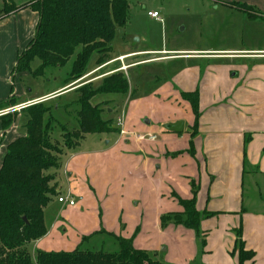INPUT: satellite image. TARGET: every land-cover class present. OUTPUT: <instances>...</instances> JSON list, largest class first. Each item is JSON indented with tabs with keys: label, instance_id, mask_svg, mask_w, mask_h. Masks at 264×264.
I'll use <instances>...</instances> for the list:
<instances>
[{
	"label": "crops",
	"instance_id": "1",
	"mask_svg": "<svg viewBox=\"0 0 264 264\" xmlns=\"http://www.w3.org/2000/svg\"><path fill=\"white\" fill-rule=\"evenodd\" d=\"M25 1L15 4L19 5ZM37 21L38 14L29 9L10 13L0 19V102L11 96V68L15 65L17 54L33 37ZM241 51L243 50L190 48L169 51L176 52L171 54L152 55L150 53L158 51L147 50L143 52L149 53L147 55L150 56L138 59L134 58L140 57L141 55L136 54L141 51H127L110 56L109 60L103 64L94 63L93 67H90V72L77 80L76 85L80 82L97 83L102 77L113 71L125 72L138 62L148 64L173 59L181 61L183 66L170 78L172 85L163 83L158 86L149 96L148 105L164 104L166 109L172 107L169 104L173 102L177 108L188 109V112L184 116L178 114L172 117L170 114L166 119L158 120L161 124L182 120L183 130L180 134L161 127V134L158 137L154 127L151 126V122L154 121L155 113H153L152 118L145 119L143 124L138 125L137 121L133 120L124 121V129L130 133V136L114 134L106 139L105 146L99 150L72 152L68 158L67 167H65L66 172L71 170V173H67V175L70 177L69 181L72 182H69L67 189L64 190L58 181V171L62 165L58 170L50 172L56 173L55 182H57L58 192L61 194L69 192L72 197L74 194H78V201L82 200L77 204V198L73 197L76 203L74 206L68 207L75 208V210L80 209V212L77 210L78 214H76L80 217L92 212L94 216L96 213H100V216L104 218L116 209L114 207L123 211L126 203L127 208L133 207L132 210L141 213V217L144 216L150 229L159 223L160 215L181 211V207L172 194L182 199L191 198L190 181L193 180L197 187L196 208L199 211L214 214L201 222L200 229L202 235L205 236V245H202L198 250L197 259L193 255L189 257L191 259H188L187 264L190 261L194 264H237L236 256H232L230 252L235 239L231 230L238 226L242 228V238L246 248L256 251L254 264H258L259 256L264 264V212L248 217L249 215L241 204V180L247 171L245 167L247 158H250L254 171L258 169L264 172V63L227 65L221 62L228 58H253L264 62V49H252L251 51H255L252 53ZM128 59H132L129 62L136 63L126 64L125 60ZM203 60L207 62L200 63ZM117 62L119 65L115 66L114 64ZM93 74H96L95 78L91 77ZM73 89L63 87L62 84L46 93L27 97L25 100L17 99L16 105L27 103L31 105L47 101V99L53 100L65 92H74ZM18 92L19 90H16V94H19L17 96L25 94L24 91ZM189 92L198 93V109L200 111L197 132L191 138L193 141L192 154L188 153V149L194 116L189 101L182 97V93ZM167 111L171 112V110ZM18 128L16 121L5 132L0 128V165L7 143L24 134L22 131H18ZM146 132L155 134L158 140L139 142L133 136V134ZM66 154L67 151L61 155V162L62 157ZM259 159L261 160L259 161ZM174 178L181 179L182 183L179 184V188L180 185H183L184 196L174 189V185H170L175 180ZM85 179L88 181L87 186L91 185L93 190L91 196L88 195V200L83 197L84 188L86 190V186L83 184ZM141 184L144 187L143 192H146L143 198L138 195L139 189H136ZM98 188H101L99 194ZM124 192L127 193V197L123 196L118 203L117 200L112 201L114 198L118 199V196L121 193L122 196ZM108 198H112L109 204L105 202ZM126 198H131V203L124 201ZM103 200L104 202L100 206L99 202ZM92 205L95 207L93 208ZM88 206H92V210ZM122 214L121 212V216ZM57 222L55 221L51 225L50 231H47L45 236L31 242L29 246L33 245L36 249L38 247L47 248L48 244H51L50 242L53 243L55 240H49L47 235H51L53 231H56V236L59 235L56 226L59 223ZM246 222L253 224L254 228L249 230ZM61 227L63 228L61 235H63L64 250L73 249L79 243L82 235L90 234L100 228L111 232L107 227H103L102 222H99L97 230L94 229L91 232L90 230L87 232L76 231L70 226L67 229L63 224ZM169 229H171L169 226L165 228V230ZM134 246L141 249L146 248L140 245V241ZM33 247H30L31 250H36ZM171 262L183 264L178 263L176 259ZM245 264H250V262Z\"/></svg>",
	"mask_w": 264,
	"mask_h": 264
},
{
	"label": "trees",
	"instance_id": "2",
	"mask_svg": "<svg viewBox=\"0 0 264 264\" xmlns=\"http://www.w3.org/2000/svg\"><path fill=\"white\" fill-rule=\"evenodd\" d=\"M236 5L248 18L259 17L264 23L262 14L255 13L246 4ZM24 9L36 12L38 21L33 37L17 54L13 71L29 70L30 62L38 58L41 63L32 73L40 75L50 66H64L73 56L71 68L63 82L65 87L87 73L93 57L96 56L98 65L109 60L115 28L124 26L128 19L129 0H26L19 5L11 0H3L0 19ZM128 90L129 82L121 70L103 77L95 87L88 82L74 88L79 105L77 127L71 131L61 126L63 146L51 141L50 125L56 120L49 115L50 107L45 102L20 109L28 118L23 126L24 134L7 143L0 165V264H167L153 257L148 250L136 248L133 237H122L102 228L83 235L80 244L71 250L36 249L32 256L27 248V245L47 233L44 209L57 193L56 177L50 172L60 168L63 147L74 149L86 134L118 131L110 119H102V110L98 104L93 105L91 99L99 94H124ZM12 93L13 88L11 96L0 102V110L16 105ZM182 97L189 101L194 116L188 149V153L192 154L191 138L197 132L200 115L198 93H182ZM16 115L14 111L0 116L3 132L15 123ZM190 182L192 197L182 199L172 194L181 211L160 215L159 225L162 229L172 225L198 233L201 222L214 214L196 208L197 187L193 180ZM234 231L230 254L236 256L237 264H254L256 253L246 248L241 226ZM204 237L203 234L202 245H205ZM97 238L101 241L112 238L115 248L82 247V243Z\"/></svg>",
	"mask_w": 264,
	"mask_h": 264
},
{
	"label": "rangeland",
	"instance_id": "3",
	"mask_svg": "<svg viewBox=\"0 0 264 264\" xmlns=\"http://www.w3.org/2000/svg\"><path fill=\"white\" fill-rule=\"evenodd\" d=\"M11 1L18 4L25 0ZM252 1H254L257 5L255 3H251ZM234 3L246 4L251 7L255 13L262 14L264 16V1L262 0H129L128 19L124 26H117L115 28L114 38L110 43V56L127 51H141L136 54L141 56L134 58L138 59L150 56L147 55L149 53L143 52L147 50L158 51L150 53L152 55H163L176 53L169 51L190 48H211L219 50L241 49L243 50L241 52L245 53L255 52L251 51L252 49H264V23L261 19H259V17L257 19L248 18L246 13L241 9H238L236 7L237 5ZM2 8L3 0H0V10ZM149 11H156L157 17L149 16ZM1 14L2 13H0V15ZM23 49L24 48H22V50ZM221 52L229 53L231 51ZM73 58L74 57L72 56L71 59L62 67L50 66L45 68L44 72L40 75H34L32 73L41 63L38 58H34L30 62V69L27 71H13L14 65L11 68V88H13L12 94L15 96V101H17V99L25 100L27 97L46 93L47 91L62 85L71 68ZM95 59L96 56L91 60L87 72H90V67H93L94 63L98 64L95 62ZM131 60L132 59L125 60V63H136L129 62ZM206 62L207 61L205 60L200 61L202 64H205ZM221 62L227 65L264 63L263 61L254 60L253 58H228L222 60ZM114 65H119V62ZM182 66L183 64L181 61H178L177 59L148 64L138 62L136 65L131 66L124 72L130 87L127 93L99 94L91 99V103L93 105L98 104L99 108L102 110V119H110L112 121V125L116 128H118V117L123 116V120L126 122L127 120L137 121L136 123L139 125L143 124L145 119L152 118V114L155 113L153 116L154 121L151 122V126L154 127V131L159 137V134H161L160 129L164 124H161L158 120H164L170 114L172 117L178 114L184 116L186 112H188V109L185 110L177 108L173 105V102L169 104L172 107H167L166 109L164 108V104L149 106V96H151L152 92L163 83L171 84V76ZM95 75L96 74H93L91 77L95 78ZM102 79L103 77L101 80ZM101 80L94 84L91 83L92 86H97L101 83ZM76 82L77 81L72 82L65 87L73 89L78 87L79 84L81 85L84 83L80 82L76 85ZM16 90H19V92L24 91L25 94L17 96L19 94H16ZM132 90L133 93H131ZM68 92L61 94V96L59 95L60 97L57 96V98L53 100L47 99V101H43L46 106L50 107L49 115L52 116L53 120H56L50 125V138L53 144H59V146H63L64 144L61 137V126H65L67 130L71 131L73 128L77 127V111L79 109V105L76 102L77 93ZM167 110H171V112ZM16 114V122L19 126L18 131H22V133H24L23 126L28 119L27 115L23 113L22 110L16 111ZM186 128L187 126L185 129ZM114 134L118 136L119 131L88 134L85 139L80 142V145L76 146L74 149H67L63 147L62 154L65 151H67V154L62 157V167L58 171V181L64 190L68 188L69 182H72L69 181L70 177L67 175V173H71V170L67 169L70 171H65V167H67L68 164V158L72 152H89L99 150L105 146L106 139L114 136ZM260 160L261 159H259V161ZM245 165L247 171L244 173L243 180H241V204L245 212L249 215L248 217H252L264 212V172L258 169L254 171L255 169L253 168L249 157L247 158ZM187 168L190 169L188 166ZM180 180L181 179L176 178L170 185H174V189H177L180 195L184 196L183 185H180L179 188V184L182 183ZM83 184L86 186V190L85 188L83 190V197L85 200H88V195L91 196V193H93L91 188L92 186H87V179L83 181ZM143 188L142 184L139 187H136V189H139L138 195L141 198H143L146 194V192H143ZM97 191L98 194L101 193V188H98ZM125 193L126 192H124L122 196L121 193L120 196H118V199L108 198L105 202L109 204L112 199L113 202L117 200L118 203L123 196L127 197V193ZM59 195H61V193L57 191L44 209V220L47 231H50L51 225L55 223V221H58L57 223L59 224L56 226L59 230V235L56 236V231H53V233L49 236L47 235V237H49V240L53 239L55 241L53 243L50 242L51 244H48L47 248L38 247V249H65L63 247V235H61L63 234V228L61 227L62 224L67 229L68 226H70L76 231L83 230V232H87L90 230L91 232L99 227V222H102L103 227H107L116 235L126 238L133 237L134 245L139 244L140 241V245L142 247H146L142 249L148 250V252L156 259L170 264H174L171 262L173 259H176L178 263L187 264V261H189L188 259H191L189 257L193 255L195 256V259H197L196 255L198 254V250L202 247L203 235L201 231L196 233L193 230L180 226L174 227L172 225L169 226L171 229L165 230L160 227L159 223H156L155 226L153 225L149 229L148 223L144 220V216L141 217V213H137L132 210L133 207L127 208L126 203L123 211H121L118 207H114L116 209L104 218L103 216H100V213H96L94 216L92 212L80 217L76 215L80 209H77V211L75 208L71 209L70 207H66L57 202L56 199ZM73 197L77 198V204L81 203L82 200L78 201V194H74ZM98 197L100 198V195ZM131 200V198H126L124 201H129L131 203ZM156 201L158 202L157 198ZM102 202H104V200L99 202L100 206ZM92 206L93 208L95 207V205ZM92 206H88V208L92 210ZM131 206L134 205L131 204ZM121 212L123 213L122 216ZM121 223L122 226H120ZM246 226L249 230L254 228V225L248 222H246ZM231 231L234 234L235 231ZM103 241L106 243H103ZM108 241L107 238L102 241L97 238V240L82 243V247L89 249H100L102 247L105 250L114 249L113 239L108 238ZM80 242L81 238L79 243L73 248L78 246ZM28 246L29 245H27L29 252H31V255L34 256L35 250H31L30 248L31 246L33 247V245ZM261 260L262 258L259 256L257 263L263 264ZM188 264H194V262L190 261Z\"/></svg>",
	"mask_w": 264,
	"mask_h": 264
},
{
	"label": "built area",
	"instance_id": "4",
	"mask_svg": "<svg viewBox=\"0 0 264 264\" xmlns=\"http://www.w3.org/2000/svg\"><path fill=\"white\" fill-rule=\"evenodd\" d=\"M148 15L151 17H157V12L156 11H153V12L150 11V12H148ZM121 67H123V65H121ZM27 105H28V103L16 105V106H12L10 108L0 110V115H4V114H7V113L13 112V111H19L20 109L26 107ZM117 126H118V131H119L120 135L130 136V133L124 129L123 116L118 117ZM133 136L135 137L136 141H139V142L144 141V140L155 141L157 139L156 135L151 133V132L137 133V134H133ZM56 200L58 203L63 204L64 206H74L76 203L69 192L59 195Z\"/></svg>",
	"mask_w": 264,
	"mask_h": 264
},
{
	"label": "water",
	"instance_id": "5",
	"mask_svg": "<svg viewBox=\"0 0 264 264\" xmlns=\"http://www.w3.org/2000/svg\"><path fill=\"white\" fill-rule=\"evenodd\" d=\"M163 128L165 130H169L174 133H181L183 130V121L182 120H177L175 122H170L166 123L163 125ZM25 220V218H24Z\"/></svg>",
	"mask_w": 264,
	"mask_h": 264
}]
</instances>
